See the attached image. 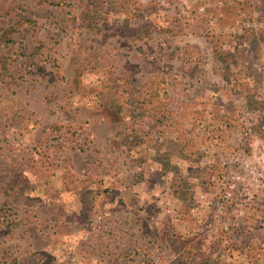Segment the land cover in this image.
Instances as JSON below:
<instances>
[{"label": "rangeland", "instance_id": "374dc122", "mask_svg": "<svg viewBox=\"0 0 264 264\" xmlns=\"http://www.w3.org/2000/svg\"><path fill=\"white\" fill-rule=\"evenodd\" d=\"M263 13V0H0V168L17 179L0 186V264H28V251L44 264H187L157 224L197 235L201 253L227 247L222 264H264V201L220 211V178L191 162L196 148L210 167L218 154L253 159L257 140L264 150V39L243 37L263 31ZM231 166L227 185L243 169ZM24 168L70 172L95 200L82 211L60 188L43 200Z\"/></svg>", "mask_w": 264, "mask_h": 264}, {"label": "built area", "instance_id": "2783aa9c", "mask_svg": "<svg viewBox=\"0 0 264 264\" xmlns=\"http://www.w3.org/2000/svg\"><path fill=\"white\" fill-rule=\"evenodd\" d=\"M187 135L192 136L191 131H188ZM159 139H162V137L159 136ZM216 140H221L224 144L223 136L217 134L213 141L216 142ZM248 141L249 138H246V142ZM188 144L192 146L191 140L188 141ZM260 145L261 142L258 140L253 142V144H247V147L253 150V159L245 163H243L245 158L243 154L236 153L233 157H230V160L228 156L226 157L218 154L216 156L217 161L211 167L207 165L206 157H199L203 156L201 149L196 148V151H198L196 159L191 161L193 165L192 169L202 180L220 178L223 187V194L218 197L217 201V207L220 211L230 213L235 210L236 216H243L252 210V208L256 209L260 207V203L257 200L258 198L264 201V150L259 149L258 146ZM231 164L239 165L243 167V169L240 171L237 170L234 175L231 176V184L227 185V177L232 172ZM248 168H250V172L246 175L244 174V169L246 170ZM203 198L205 197L203 196ZM239 199L241 200L240 204H238ZM263 208L264 207H262V210ZM259 219L264 220L261 217H259ZM221 243L227 245L230 242L228 239H225L221 240Z\"/></svg>", "mask_w": 264, "mask_h": 264}, {"label": "trees", "instance_id": "16d2710c", "mask_svg": "<svg viewBox=\"0 0 264 264\" xmlns=\"http://www.w3.org/2000/svg\"><path fill=\"white\" fill-rule=\"evenodd\" d=\"M248 1H254V0H248ZM255 1H258V0H255ZM264 1V0H263ZM261 20H262V24H263V26H264V13L262 14V16H261ZM259 20H260V18H259ZM259 23V22H258ZM255 25V24H254ZM16 27V25H12V28H15ZM259 32L257 33V29L253 26L252 28H250V29H248V30H246L245 32V34H244V38H247V37H256V38H258V39H264V29H263V31H261V30H258ZM261 33V34H260ZM212 35H214V34H212ZM215 36V35H214ZM218 37H220V38H222V35H216L215 36V40L213 41L214 42V47H215V50H216V52L218 53L219 52V49H220V47H221V45H218L217 44V38ZM236 37H238V35H236L235 36V38ZM245 42V41H244ZM223 48V47H222ZM223 50V49H222ZM231 52V51H230ZM243 53V50H237L236 52H232V53H230L229 55H231V56H235V57H238L240 54H242ZM40 70L42 69L41 67L39 68ZM0 80H2L1 79V77H0ZM229 84L233 87V89L235 90V91H237V90H239V88L237 89V87H239V86H237V85H234V83L232 82V81H230L229 80ZM241 87V86H240ZM152 88V87H151ZM155 90V89H154ZM202 96H206L207 97V95H202ZM201 96V97H202ZM157 97H159V96H156V95H154V97L153 98H157ZM152 98V99H153ZM141 101V103H143L144 105H145V103L146 102H148L147 100H145V99H141L140 100ZM143 106V105H142ZM160 111L162 112V113H164V109H162V110H159V111H157V112H155V114H159L160 113ZM161 114V113H160ZM160 118H162V117H160ZM216 119H218V115L217 116H214L213 117V119H212V121H213V123L212 124H216ZM262 119V118H261ZM261 119H259L258 120V122H257V124L259 125L260 123H264V121H262ZM163 122V123H162ZM165 123V118H163L162 120H155L154 121V124H155V126L157 127H159L160 128V126L162 125V124H164ZM172 125H175V122L174 123H172ZM264 125V124H263ZM262 125V126H263ZM154 128V127H153ZM153 130V129H152ZM151 130V131H152ZM215 130V129H214ZM148 133H150V132H148ZM182 133H185V131L183 132L182 131ZM260 134H262V132H260ZM148 136H144V137H142V136H140V135H138V134H136V136L134 135L133 137H132V139H130V142H131V144L132 143H134L137 147H139V146H141L144 142H146V138H147ZM136 146H134L135 148H136ZM184 147H185V149H189L188 147H187V144H184L183 145ZM133 147V148H134ZM170 154H172V153H170ZM165 157L167 158L168 157V155L166 154L165 155ZM188 157V156H187ZM187 157L185 158V160L187 159ZM138 163V162H137ZM136 163V164H137ZM136 167V166H135ZM130 168H133L132 166H130ZM18 171V169H16V172ZM33 173V172H32ZM13 173H12V171H11V169L10 168H7V167H5V166H2L1 168H0V186L1 187H4V188H7V187H10L11 185H16V183L15 182H17V179H16V177L14 176V175H12ZM35 176H37V173H33ZM182 175H183V173H182ZM181 175V176H182ZM26 178V177H25ZM182 178V177H181ZM27 179V178H26ZM179 179V178H178ZM180 180V179H179ZM19 181H23V182H25V185H26V180H19ZM63 187H62V190H65V191H70V190H72L73 189V187H74V175L72 174V173H70V172H67L66 173V177L64 178V182H63V185H62ZM174 189H176L175 190V194H179V190H181L180 188L181 187H179V186H177V185H175L174 187H173ZM177 190L179 191V192H177ZM94 196H95V194H85V193H81V195H80V203H81V208H82V211H88V209H89V207H91V205H92V203L94 202V200H95V198H94ZM155 228H156V230H159V231H161V232H163V233H165L166 234V236H168V240L171 242V244H172V247L175 249V251L176 252H178L180 255V258L181 259H183V260H185V262L187 263V264H203V263H210V262H212L213 261V259H216V261L217 262H220L221 264H222V259L224 260V257H225V254H226V249H227V247H224L223 249L220 247V249H218V250H216V252L218 253V255L217 256H215L214 254H212V253H201L200 252V249H199V246H204V245H207L206 243H204V242H202L201 240L202 239H198L195 235H191L190 237H188V239H186V238H181V239H176V238H173V236H172V231H170L171 230V227H170V225L169 224H157L156 226H155ZM66 231H70L69 230V227H67L66 229H65ZM182 231V230H181ZM183 232V231H182ZM185 232V231H184ZM182 233L184 236H185V234L186 233ZM69 234H72V231H70L69 232ZM217 243V245H218V247L219 246H222L223 244L221 243V241H219V242H216ZM213 245V244H212ZM212 245H210V246H212ZM223 246H226V245H223ZM198 248V249H197ZM192 251H195L196 252V255H193V254H191V252ZM212 256H214V257H212ZM44 259H45V257H43L42 256V253H34V260H32L31 261V263L30 264H44Z\"/></svg>", "mask_w": 264, "mask_h": 264}, {"label": "crops", "instance_id": "0c3cea01", "mask_svg": "<svg viewBox=\"0 0 264 264\" xmlns=\"http://www.w3.org/2000/svg\"><path fill=\"white\" fill-rule=\"evenodd\" d=\"M126 70V69H125ZM95 96H97L100 100H104L105 98V100H111V96H110V94H107V95H105L104 97H102V99H101V97H100V94H94ZM116 96V95H115ZM115 98V97H114ZM16 173H20V174H22L23 176H24V178L26 177L27 178V180H28V182H30V180H36V179H39V181H37L36 182V184L37 185H39V184H41V186H43L44 188H46V192H48V193H46L45 192V195H43L44 197L42 198L43 200H48L49 199V197H53V195L51 194V192L54 190V192H55V190L56 189H59L58 191H57V194H62L63 193V190H62V185H63V182H64V178L66 177V174H63L62 172H59V173H54V174H52V175H48V174H46V175H44V177H39L38 178V176H35L33 173H32V170H31V168H24V170H20V171H17ZM25 178V179H26ZM88 183L89 182H86V189L85 188H81V189H79V183L78 182H76V178L74 177V187H73V189L72 190H70V192L72 193V192H75L74 193V195L75 194H77V197L78 196H80V194L78 195V191H80V190H85V192H82V193H85V194H91V191H93V189H92V187L91 186H89L88 185ZM92 186H93V184H92ZM62 190V191H61ZM48 196V197H47ZM72 197H74V196H72ZM76 203L78 204V200H76ZM29 208V207H28ZM30 209H32V208H30ZM65 225H70L71 227H73V225L71 224V223H66ZM58 228V227H57ZM28 240V239H27ZM32 251H28V253L26 254V256L25 257H27L28 255H29V257H28V261H29V263L28 264H30L31 263V261L32 260H34V253L35 252H32ZM25 257H21L22 259H24ZM87 257V256H86ZM89 259V258H88ZM19 263H21V259H19V261H18Z\"/></svg>", "mask_w": 264, "mask_h": 264}]
</instances>
